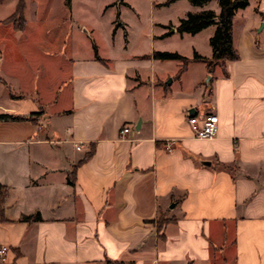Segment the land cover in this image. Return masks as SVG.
<instances>
[{
	"label": "crops",
	"instance_id": "crops-1",
	"mask_svg": "<svg viewBox=\"0 0 264 264\" xmlns=\"http://www.w3.org/2000/svg\"><path fill=\"white\" fill-rule=\"evenodd\" d=\"M35 1L0 0V115L25 118L0 119V264H264V0L236 12L239 57L212 74L193 57H212L216 25L176 27L219 0L132 23V4L107 0L121 12L102 38L80 0L61 17L40 14L50 0L32 15ZM210 112L218 135L199 139L188 114Z\"/></svg>",
	"mask_w": 264,
	"mask_h": 264
},
{
	"label": "trees",
	"instance_id": "trees-1",
	"mask_svg": "<svg viewBox=\"0 0 264 264\" xmlns=\"http://www.w3.org/2000/svg\"><path fill=\"white\" fill-rule=\"evenodd\" d=\"M173 0H167L166 2L159 5H168ZM211 0H190L194 5H203ZM221 11L216 14L213 10H205L201 13H188L184 18L180 19L176 30L183 35L184 33L196 34L206 27L216 25V31L210 39V44L213 49V55L211 58L195 53L193 60H200L207 63L210 74L213 73L216 65L224 64L227 60L237 59L238 53L233 44V19L236 12L240 9H244L249 5V0H219ZM24 3L21 1L17 9V14L23 17ZM22 26V25H21ZM173 25L168 28L171 29ZM168 31L165 35H169ZM155 59L161 60H178L181 61L183 67H185L190 59L177 53V52H161L155 51L153 53ZM15 98V95H12ZM2 120H20L25 119L20 116H13L8 114L0 115ZM70 183H74L72 178L68 179ZM3 186L0 185V197L2 196ZM25 221H38L41 219L39 214L24 216L22 218ZM107 264H120L116 261H108Z\"/></svg>",
	"mask_w": 264,
	"mask_h": 264
},
{
	"label": "rangeland",
	"instance_id": "rangeland-1",
	"mask_svg": "<svg viewBox=\"0 0 264 264\" xmlns=\"http://www.w3.org/2000/svg\"><path fill=\"white\" fill-rule=\"evenodd\" d=\"M107 0H80L77 2L75 6V13L78 20L86 21L89 26L95 29V33L99 38L104 37L109 31H111V27L113 21L116 19L118 11L121 12L118 8L109 9L107 12H104V8ZM117 1L118 4L121 0H113V2ZM125 2H129L132 4L136 11L133 10H122L121 19L126 20L128 22H133L136 15H140L145 20H150L151 18H156L159 20H166L167 18L173 16V12L167 9H159L156 4L161 2H166L167 0H124ZM183 1V0H181ZM186 1V0H185ZM37 0L33 3L32 15L36 13V5ZM50 5L44 4L43 2L39 3V11L41 15H52L55 17H61L64 14V4L62 0H50ZM32 17V16H31ZM81 23L78 25L79 29L72 30L73 34L78 36L77 43L79 48L83 51L89 50V46L87 47L86 42L83 41V34ZM81 28V29H80ZM62 33H66L69 29L66 26L61 28Z\"/></svg>",
	"mask_w": 264,
	"mask_h": 264
},
{
	"label": "built area",
	"instance_id": "built-area-1",
	"mask_svg": "<svg viewBox=\"0 0 264 264\" xmlns=\"http://www.w3.org/2000/svg\"><path fill=\"white\" fill-rule=\"evenodd\" d=\"M1 59V57H0ZM188 122L191 126L193 134L199 139H213L218 135L219 116L210 112L203 115L188 114ZM130 127L125 126L121 129V135L129 133ZM9 247L0 245V261H5L9 253Z\"/></svg>",
	"mask_w": 264,
	"mask_h": 264
},
{
	"label": "water",
	"instance_id": "water-1",
	"mask_svg": "<svg viewBox=\"0 0 264 264\" xmlns=\"http://www.w3.org/2000/svg\"><path fill=\"white\" fill-rule=\"evenodd\" d=\"M141 122V121H140ZM139 128V125L137 126V129Z\"/></svg>",
	"mask_w": 264,
	"mask_h": 264
}]
</instances>
